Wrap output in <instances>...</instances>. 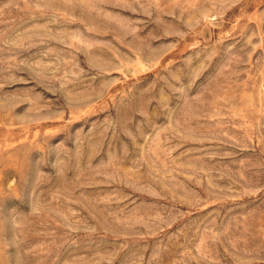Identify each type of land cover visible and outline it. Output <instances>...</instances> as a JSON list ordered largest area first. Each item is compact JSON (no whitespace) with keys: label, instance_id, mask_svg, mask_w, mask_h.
<instances>
[{"label":"rangeland","instance_id":"1","mask_svg":"<svg viewBox=\"0 0 264 264\" xmlns=\"http://www.w3.org/2000/svg\"><path fill=\"white\" fill-rule=\"evenodd\" d=\"M0 264H264V0H0Z\"/></svg>","mask_w":264,"mask_h":264}]
</instances>
